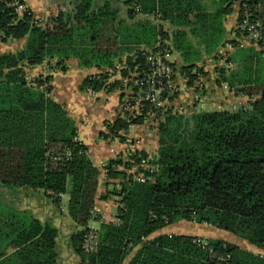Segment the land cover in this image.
<instances>
[{
	"label": "trees",
	"instance_id": "16d2710c",
	"mask_svg": "<svg viewBox=\"0 0 264 264\" xmlns=\"http://www.w3.org/2000/svg\"><path fill=\"white\" fill-rule=\"evenodd\" d=\"M73 1L72 10L60 11L44 24L34 23L29 8L20 16L6 1L0 6L2 40L27 38L20 50L0 53V185L44 189L56 203L60 194L68 192V214L82 227L71 237L82 264H123L144 241L129 264H218L208 249L194 242L195 236L159 234L149 238L182 219L225 229L264 249V70L259 62L262 52L250 47L246 60H257L256 64L251 65L253 72L247 79L238 81L242 84L239 90L250 97L247 105L233 111L190 114L168 105L154 109L159 147L149 159L157 167L153 181L134 180L126 169L119 168L129 165L122 158L107 162L105 184L112 186L108 193L119 197L117 219L101 222L97 250L84 251L101 172L89 157L87 145L75 139L76 126L67 110L49 96L51 75L30 81L26 67L48 61L65 70L66 61L75 57L88 68H114L118 61H125L133 69L136 63L144 64L145 50L166 41L168 35L149 20L135 21V6L140 5L145 14L153 13L156 0H124L129 23L111 0ZM245 1L258 6L259 19V4L264 0ZM229 8L230 3L220 11L200 13L195 23L185 11L164 12V16L180 26L197 27L201 22L205 28L201 42L210 54L224 42L223 36H216L213 21ZM172 46L189 62L182 69L188 83L194 84L197 75L191 68L197 66L202 53L192 51L184 29L173 32ZM235 75L222 79L234 85ZM107 78V73L88 75L81 88L98 90ZM149 109L147 106L145 112ZM145 119L146 115L130 121L141 124ZM128 124L119 117L109 126L110 133L123 138L119 131H125ZM57 141L66 143L73 156L52 170L47 167V153ZM139 155L150 156L141 151L133 159L138 161ZM0 218V264H60L57 228L27 211L2 212ZM207 241L216 253L230 255L227 264H264V256L235 243L218 238Z\"/></svg>",
	"mask_w": 264,
	"mask_h": 264
},
{
	"label": "crops",
	"instance_id": "0c3cea01",
	"mask_svg": "<svg viewBox=\"0 0 264 264\" xmlns=\"http://www.w3.org/2000/svg\"><path fill=\"white\" fill-rule=\"evenodd\" d=\"M23 1L25 7L31 10L34 23L36 24H44L53 15H56L60 11H70L75 6V1L73 0ZM111 1L114 6L121 8V17L129 23L130 20L126 13L128 6L125 5L124 0ZM243 1L245 0H156L157 8L153 13L145 14L142 11L137 13L135 21L149 20L159 30H163L168 35L165 40L170 47L169 59L173 62L177 71L175 82L178 86V91L170 95L173 98H168L166 105L173 106L174 108L179 104L178 106H181L182 113L190 114L197 110L233 111L248 104L250 97L239 90L242 84H238V81L243 82L247 79L249 74L253 72L251 65L254 68L256 64L257 60H246L248 57L247 50L250 47L262 52V59L259 62H261L262 70H264V45L254 46L247 44L245 46H235L232 49L228 47L229 42L232 41L236 34L240 5ZM229 3V11L221 19L213 21V25L218 28L215 29L216 36H223L224 42L222 41L214 52L210 54L205 52V46L201 42V37L205 31L201 22H198L197 27L180 26L177 21L164 16V12L169 15L185 11L188 12L190 21L195 23L200 13L220 11L226 8ZM258 20L264 24V4L261 2L259 4ZM202 22H205V20ZM177 29L186 30L188 38L193 44L192 51H200L202 53V59L195 62L197 66L191 68V73L197 75L192 85L188 83L189 78L182 69L189 62L183 58L181 51L174 49L172 46L173 32ZM0 37L2 38V35ZM9 41L11 43L16 42L20 49L26 44V38H10V40L2 42L3 44H7ZM9 51L14 52L16 48L4 50V52ZM65 66L66 69L63 70L55 62L48 63V61H45L41 64L26 67V77L27 80L31 81L39 76L46 78V76L51 75L52 78L49 84L52 86V90L49 96L62 104L67 110L76 126L77 134L75 139L77 138L87 145L89 157L95 166L100 169L101 174L95 206L101 208L102 212H100L95 220L90 221V226L99 228L101 222L116 220L118 212L119 203L116 200L119 197L108 193V190H111L112 186L105 184L107 176L104 170L110 159H116V152L120 153L123 150V145L119 141L120 136L111 134L109 130V126L113 125L120 117L119 107L123 92L117 81L118 72H115V68L98 69L96 67H84L80 65L79 60L75 57L68 59ZM99 73L108 74V78L102 88L98 90L81 88L86 76ZM232 74H236L235 80L237 83L229 85L222 78L224 75L231 76ZM225 83L228 84L229 89L223 87ZM111 86H113L112 89ZM156 125L157 119L153 114H150L143 123L135 124L131 132L133 136L140 138L142 141L140 151L147 152L151 157L157 153L159 147ZM69 187L70 182L68 183ZM67 193L61 195L60 202ZM53 201V197L44 189H34L28 186L6 189L0 185V213L27 211L32 213L43 224H50L57 228L56 251L60 264H82L81 258L75 253L71 242L72 234L76 231V228L75 223L70 221L71 217L68 214V205L67 214H64V208L59 205L60 203L54 201L56 205ZM0 222L2 221L0 220ZM189 224L194 225L191 226ZM188 226H191L190 230L192 232L189 233L188 230L182 232ZM214 227L216 226L208 223L182 219L155 231L149 238L159 234H186L206 239L218 238L235 243L241 248L264 256L263 248H259L232 232L237 237V240H229L226 238L227 230L221 228H219L221 230L213 229ZM222 230L225 233H222ZM219 232L222 236H216L220 235ZM145 242L136 246L123 264H129L132 257ZM10 252L11 250L8 251V253Z\"/></svg>",
	"mask_w": 264,
	"mask_h": 264
},
{
	"label": "built area",
	"instance_id": "2783aa9c",
	"mask_svg": "<svg viewBox=\"0 0 264 264\" xmlns=\"http://www.w3.org/2000/svg\"><path fill=\"white\" fill-rule=\"evenodd\" d=\"M13 7L18 15H22L25 11V5L21 0H0ZM257 6L244 1L240 5L239 20L236 26V34L232 41L229 42L228 47L232 49L235 46H245L247 44L260 46L264 45V24L260 23L257 17ZM136 13L141 12L140 5L135 6ZM166 41H160L155 48L145 50L143 52L145 61L144 64L136 63L132 69L125 62H119L115 65V72H118L117 81L122 88L123 97L120 102V118H126L129 121L128 128L120 130L119 133L123 135L119 141L123 145V150L120 153L116 152V158H122L128 162L129 165L119 166L121 169H126L133 179L140 182L153 181L154 173L157 167L149 162L148 158L140 156L139 160L135 161L133 156L140 151L142 141L132 135V128L134 123L131 118L154 113V109L160 110L165 107L170 95L178 91L176 84L177 71L173 62L169 59L170 47L166 46ZM126 69L127 74H122V70ZM225 89H229L228 84H224ZM150 109L145 112L146 107ZM182 109H178L182 113ZM76 140H78L76 138ZM72 150L70 147L62 142L57 141L50 144L48 149L47 167L52 170L59 169L60 166L65 165L72 159ZM107 168L104 173L107 176ZM147 171L148 174L145 172ZM52 193V192H50ZM60 194L59 196H61ZM102 212L101 208L94 207L92 220H95ZM194 242L202 246L211 253V256L216 259L218 264H227L230 255H222L216 253L211 246H209L206 238L196 237ZM98 246V229L92 227L84 236L83 249L87 253H92L97 250Z\"/></svg>",
	"mask_w": 264,
	"mask_h": 264
},
{
	"label": "rangeland",
	"instance_id": "374dc122",
	"mask_svg": "<svg viewBox=\"0 0 264 264\" xmlns=\"http://www.w3.org/2000/svg\"><path fill=\"white\" fill-rule=\"evenodd\" d=\"M0 35H2V31L0 30ZM27 39V38H26ZM10 40V39H9ZM3 40H2V38L0 37V52H4V50H6V49H15L16 48V51H17V49H20V47H19V45H17V43L16 42H12V43H14V44H12L10 41L9 42H7V44H3V42H2ZM12 41V40H11ZM16 43V44H15ZM18 46V47H17ZM123 59H124V57H123ZM179 105V104H178ZM177 105V106H178ZM174 107V108H176V109H180L181 108V106H178V107ZM111 197H113V196H111ZM110 197V198H111ZM52 200V199H51ZM54 200V199H53ZM116 201H118V203H119V199L118 200H116ZM54 202V201H53ZM55 203V202H54ZM60 204V206L61 207H63L64 208V214H67V205H68V193L67 194H65L64 195V197H63V199H62V201L61 202H59ZM56 204V203H55ZM57 205V204H56ZM70 219V218H69ZM116 219H117V217H116ZM70 221L71 222H74L73 220H71L70 219ZM189 225H191V226H193L194 224H189ZM191 226H188L186 229H184L182 232H186L187 230H188V232L190 233V232H192L191 230H190V228H191ZM75 228H76V230H80V229H82V227L81 226H78L77 224H75ZM213 229H219V228H216V227H214ZM219 230H221V229H219ZM214 231H217V230H214ZM223 232L222 233H225V231L224 230H222ZM219 234H220V232H219ZM216 236H222V234H220V235H216ZM226 238H228L229 240H237V237H235L231 232H229V231H227L226 232Z\"/></svg>",
	"mask_w": 264,
	"mask_h": 264
},
{
	"label": "water",
	"instance_id": "95a60500",
	"mask_svg": "<svg viewBox=\"0 0 264 264\" xmlns=\"http://www.w3.org/2000/svg\"><path fill=\"white\" fill-rule=\"evenodd\" d=\"M262 95L264 96V89H263V91H262Z\"/></svg>",
	"mask_w": 264,
	"mask_h": 264
}]
</instances>
